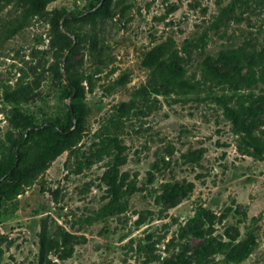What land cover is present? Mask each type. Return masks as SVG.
Here are the masks:
<instances>
[{
  "label": "rangeland",
  "instance_id": "obj_1",
  "mask_svg": "<svg viewBox=\"0 0 264 264\" xmlns=\"http://www.w3.org/2000/svg\"><path fill=\"white\" fill-rule=\"evenodd\" d=\"M97 4L53 0L24 21L0 3V159L21 113L64 122L66 65L85 106L80 140L2 202L0 264H228L246 244L236 264H264V76L232 88L202 71L220 51L264 49V0H110L84 17ZM165 40L194 87L151 91L142 57ZM246 105L250 132L230 112L247 123Z\"/></svg>",
  "mask_w": 264,
  "mask_h": 264
},
{
  "label": "trees",
  "instance_id": "obj_2",
  "mask_svg": "<svg viewBox=\"0 0 264 264\" xmlns=\"http://www.w3.org/2000/svg\"><path fill=\"white\" fill-rule=\"evenodd\" d=\"M53 0H0V3L14 2L22 9V18L26 21L35 15H40L46 6ZM110 0H99L100 4L84 17L94 19L97 16L104 17L111 14L109 9ZM68 18L64 17L63 26L67 27ZM78 38L77 34H74ZM72 38H68L64 47L70 50ZM183 57L171 41H162L148 49L143 57L142 64L151 72V91L165 92L176 88H192L194 83L185 76V68L182 63ZM64 79L68 83V96L71 101L67 104L66 116L61 123L58 118L44 117L39 124L34 123V117L21 113L23 117V135L15 141L16 146L9 154H4L0 159V207L3 201H12L27 186L34 182L37 176L49 165L63 150L75 145L82 137L83 117L85 106L83 95L79 89L80 80L72 75L70 67L64 66ZM202 71L209 78L217 80L232 88L239 87L248 82L255 73L259 77L264 76V49L247 52L241 49H229L220 51L216 56H207L202 61ZM127 105V103H124ZM241 114L250 115L247 123H243V115L239 118L238 112L231 110L234 126L250 132L254 128L256 115L248 105L239 109ZM74 118V119H73ZM251 145L257 155H261L263 144L252 141ZM45 236L41 234V247L44 246ZM47 241V240H46ZM254 244V240L251 239ZM252 250V244L232 250L228 253V264H236L246 258ZM204 247L199 251V258L203 256ZM39 264H42L40 259Z\"/></svg>",
  "mask_w": 264,
  "mask_h": 264
},
{
  "label": "water",
  "instance_id": "obj_3",
  "mask_svg": "<svg viewBox=\"0 0 264 264\" xmlns=\"http://www.w3.org/2000/svg\"><path fill=\"white\" fill-rule=\"evenodd\" d=\"M69 99H70V97H69ZM69 99L67 100V104H69ZM74 119V118H73Z\"/></svg>",
  "mask_w": 264,
  "mask_h": 264
}]
</instances>
